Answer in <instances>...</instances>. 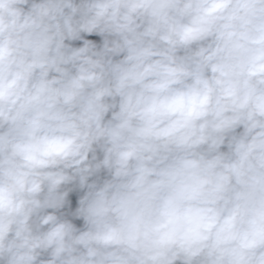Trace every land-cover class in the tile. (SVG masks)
Segmentation results:
<instances>
[{
    "label": "clouds",
    "instance_id": "clouds-1",
    "mask_svg": "<svg viewBox=\"0 0 264 264\" xmlns=\"http://www.w3.org/2000/svg\"><path fill=\"white\" fill-rule=\"evenodd\" d=\"M0 264H264V0H0Z\"/></svg>",
    "mask_w": 264,
    "mask_h": 264
}]
</instances>
